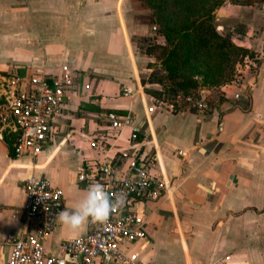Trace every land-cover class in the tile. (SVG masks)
<instances>
[{
	"label": "crops",
	"instance_id": "obj_1",
	"mask_svg": "<svg viewBox=\"0 0 264 264\" xmlns=\"http://www.w3.org/2000/svg\"><path fill=\"white\" fill-rule=\"evenodd\" d=\"M132 6V0H0V76H56L65 64L76 72L71 101L39 155L17 157L0 140V263L9 257L7 236L37 227L20 212L24 180L47 178L63 189V210L79 208L88 192L78 173L99 157L91 142L107 133L106 114L115 111L131 114L144 148L154 154L155 172L172 182L159 200L137 205L149 242L130 250L153 264H264V56L251 87L221 88L226 99L218 107L170 110L141 84L152 58L132 38L147 37L148 7ZM232 7L249 9L260 30L254 51L264 55V42L258 48L264 0L260 8ZM128 130L118 145L127 146ZM85 233L86 223L72 230L58 221L46 245L62 255L63 240Z\"/></svg>",
	"mask_w": 264,
	"mask_h": 264
},
{
	"label": "built area",
	"instance_id": "obj_2",
	"mask_svg": "<svg viewBox=\"0 0 264 264\" xmlns=\"http://www.w3.org/2000/svg\"><path fill=\"white\" fill-rule=\"evenodd\" d=\"M263 56L259 53L238 61L233 77L222 88L243 91L251 87L250 81L244 83V67L255 71ZM75 79V70L67 64L61 66L56 76L34 71L0 76V140L7 134L17 136L13 145L15 156H37L42 152L56 133L57 118L71 101ZM123 93L132 94L127 89ZM239 96L235 93L234 98ZM159 103L174 109L172 104ZM192 106L202 110L206 103L201 99ZM106 120L107 133L91 142L100 155L80 170L78 181L87 190L101 184L112 199L124 195L123 205L110 213L106 221L93 222L89 218L86 233L63 240L62 255H56L47 247L46 238L58 222L57 214L64 209V191L45 177L31 175L23 183L25 201L20 212L24 218L37 222L36 230L33 234L7 236L4 243L10 246L9 257L0 264H153L143 262L130 250L138 241L149 242L146 217L137 205L159 200L169 192L172 182L155 172L154 154L144 148L145 136L138 139L140 130L133 125L131 114L109 111ZM128 128L127 146L118 145L122 132ZM179 154L183 152L180 150Z\"/></svg>",
	"mask_w": 264,
	"mask_h": 264
},
{
	"label": "rangeland",
	"instance_id": "obj_3",
	"mask_svg": "<svg viewBox=\"0 0 264 264\" xmlns=\"http://www.w3.org/2000/svg\"><path fill=\"white\" fill-rule=\"evenodd\" d=\"M196 1L203 2V0ZM211 2L213 1L207 0L205 4H210ZM171 3L172 1L168 0L167 6L171 5ZM17 5L21 6L22 4L20 2ZM132 5L133 10H147L148 7V11H145L146 14H144V19L148 24V35L147 37H133V43H136L135 45L141 50L145 49L148 44H152L155 41L164 43V37L159 33V31L167 24L174 25L177 21L176 17L170 13L169 9L165 12H159L156 14V12L152 10L149 3L145 0H132ZM213 8V22L215 24L216 31L221 36H230L234 45L237 44V46H244L250 48L251 50H256L257 44L259 43L260 30L254 26V24L252 26V20L247 12L249 10L247 7L241 9L232 7V4L229 3H223L221 5H216ZM139 18L143 17L140 16ZM189 20V17L181 20L182 23L179 25L184 28V31L181 32L182 34H187L186 37L177 38V41L180 44L183 43V45H185V51H187L190 47L189 43L193 41L191 28L187 29ZM234 27L238 30L237 32H231ZM179 36H181V33ZM262 42L264 41L262 40L260 42V46L258 47L259 49L262 48ZM210 49L211 50L202 49L198 56L193 57V53L196 50L193 45L185 57L182 54L180 62L181 75L191 80L193 83L192 86L187 89L186 93L179 92L176 96L171 95L168 102L164 101L174 106L173 111L186 109L197 111L192 104L200 101L201 99H203L206 103V107H204L203 110L205 109L209 111L218 107L226 99L224 97V92L222 91V86L233 77L235 73V60L239 59L241 55L236 51H229L225 49V58H220L218 55L213 53L215 50L213 47ZM151 58L152 61H150L151 63L149 67L145 68L146 70L142 74V77H145L149 81H155L154 83H148V88L162 89L165 85L164 83H158V81L164 78L166 73L161 69L159 61L154 57ZM239 62H243V60ZM244 73L246 76V82L253 78L252 75L255 71L254 69L244 67ZM245 76L243 79H245ZM159 101L161 100H156L154 102L157 103V105H160Z\"/></svg>",
	"mask_w": 264,
	"mask_h": 264
},
{
	"label": "trees",
	"instance_id": "obj_4",
	"mask_svg": "<svg viewBox=\"0 0 264 264\" xmlns=\"http://www.w3.org/2000/svg\"><path fill=\"white\" fill-rule=\"evenodd\" d=\"M145 1L149 3L152 10L156 12V14L159 12H165L169 9L170 13L174 15L177 20L174 25L167 24L159 31V33L164 37V43L155 41L152 44H148L145 49H143V52L148 57H154L159 61L161 69L166 73L164 78L158 81L160 84L164 83L165 86L162 89L148 88L147 84L154 83L155 81H149L145 77H141V84L143 86L144 92L150 95L153 101L161 100L168 102L171 95L176 96L179 92L186 93L187 89L192 86L193 82L181 75L180 62L182 54L185 57L193 45L196 49L193 53V57L198 56L202 49L211 50V47L215 49L214 52H212L218 55L220 58H225V49L229 51H236L241 56L239 59L235 60V64L238 61L244 60L245 57L254 58L256 55V52L250 48L239 45L237 46V44L234 45L230 39V36H221L216 31L212 12L214 6L221 5L223 3H229L238 6L251 5L260 8L263 0H211L213 2L210 4H205L207 0H203V2H197L196 0H170L172 3L168 6V0ZM188 17L190 20L187 29L191 28L193 41L189 43L190 47L187 51H185V45H183V43L180 44L177 41V38L186 37L187 34H182L181 32L184 31V28L179 25L182 23L181 20H184ZM235 31L237 32L238 30L234 27L231 32ZM180 33L181 36H179ZM223 61L225 62L224 59ZM150 63L151 62H148L146 64V68L149 67ZM16 138L17 136L15 134H7L4 136L10 153L13 151V145L16 141ZM143 138L144 135L140 133L138 139L142 140Z\"/></svg>",
	"mask_w": 264,
	"mask_h": 264
},
{
	"label": "clouds",
	"instance_id": "obj_5",
	"mask_svg": "<svg viewBox=\"0 0 264 264\" xmlns=\"http://www.w3.org/2000/svg\"><path fill=\"white\" fill-rule=\"evenodd\" d=\"M87 192L88 195L79 208L71 212L65 209L57 214V220L65 227L78 230L89 218L93 222L106 221L110 213L121 207L126 199L124 195L112 199L108 193L104 192L103 186L99 183L91 185Z\"/></svg>",
	"mask_w": 264,
	"mask_h": 264
}]
</instances>
